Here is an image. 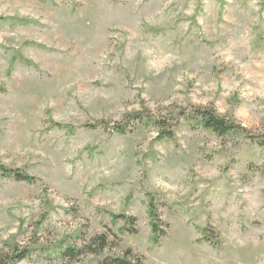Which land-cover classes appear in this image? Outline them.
I'll use <instances>...</instances> for the list:
<instances>
[{
	"label": "rangeland",
	"instance_id": "rangeland-1",
	"mask_svg": "<svg viewBox=\"0 0 264 264\" xmlns=\"http://www.w3.org/2000/svg\"><path fill=\"white\" fill-rule=\"evenodd\" d=\"M191 107L234 133L87 126ZM0 165L34 176L0 174V260L264 264V0H0ZM100 233V254L46 250Z\"/></svg>",
	"mask_w": 264,
	"mask_h": 264
},
{
	"label": "trees",
	"instance_id": "trees-1",
	"mask_svg": "<svg viewBox=\"0 0 264 264\" xmlns=\"http://www.w3.org/2000/svg\"><path fill=\"white\" fill-rule=\"evenodd\" d=\"M183 118L188 124H196L200 127L207 129L215 134L228 136L234 133L236 125L234 122L228 120L226 117L219 115L212 107H191L189 109H181L176 114L165 118L159 117L152 113L147 108L141 110L128 111L122 114L118 123L110 124L107 121L101 119L96 120L92 124H87L89 127L101 126L109 129L111 132L125 133L130 131L131 123H140L144 126L155 127L158 129V137H165L172 139L175 137V131L180 123V119ZM0 174L11 177L16 180L33 181L34 176L27 174L19 168H12L4 165H0ZM148 215L150 218V225L154 232L155 237H158L161 230L158 224L157 209L152 200L148 203ZM115 217L124 218L128 221L129 217L124 215H116ZM134 220V218L130 217ZM133 227L130 226L129 230L132 231ZM107 235L100 233L93 236L87 243L77 247L71 243L66 244H51L46 248L49 253H54L58 258H68L69 260H75L78 256L91 253L100 254L107 246ZM35 249L34 246H26L22 249L13 247L11 254H5L6 256L0 260V264H15L22 260ZM132 254L131 249H127L123 255L119 256H105L101 258L97 264H141V258L138 256L132 258L129 255Z\"/></svg>",
	"mask_w": 264,
	"mask_h": 264
}]
</instances>
